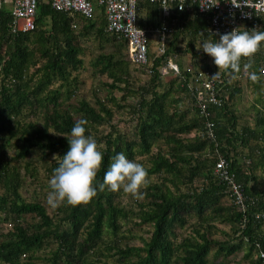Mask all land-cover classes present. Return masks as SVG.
I'll return each instance as SVG.
<instances>
[{"label":"trees","instance_id":"obj_1","mask_svg":"<svg viewBox=\"0 0 264 264\" xmlns=\"http://www.w3.org/2000/svg\"><path fill=\"white\" fill-rule=\"evenodd\" d=\"M93 7V19L84 20L54 11L49 1H42L34 29L13 32L11 2L1 5L0 264H228L239 254L250 264H264L258 258L264 252V190L256 175L264 167V110L255 109L251 126L232 103L241 90L240 78L247 81L256 71L259 78L254 81L261 83L263 48L251 56V68H245L250 57H244L238 71L219 72L212 57L211 65L200 59L203 49L196 46L197 41L202 45L204 39L219 37L208 33L207 15L189 6L180 13L165 54L156 56L148 49L150 64L136 66L127 57L126 43L105 32L104 9L95 0ZM137 8L138 26L150 36L161 25L160 9L148 0H138ZM244 27L264 28V15ZM82 36L96 37L100 46L111 44L109 51L98 54L96 65L111 80L105 87L121 93L133 118L132 132L115 131L102 142L99 129L113 121L112 108L119 100L112 93L98 98L96 91L90 100L75 97L83 70ZM183 40L185 45L178 47ZM187 53L191 61L184 68L178 59ZM169 61L177 65L178 74H161ZM130 66L144 71L148 80L136 85ZM187 69L212 70L225 78L223 104L210 110L214 140L206 137L205 120L189 91L194 74ZM82 117L104 153L97 181H103L118 152L147 169L141 201L134 200L136 210L119 203L122 189L100 190L98 185L95 197L76 205L60 202L52 207L37 191L29 199L22 194L38 172L30 163L12 165L7 149L13 148L19 161L39 152L40 165L51 177L67 151L65 135ZM217 154L228 159L230 171L253 200L244 215L213 173ZM129 222L151 228L141 249L122 245V224Z\"/></svg>","mask_w":264,"mask_h":264},{"label":"built area","instance_id":"obj_2","mask_svg":"<svg viewBox=\"0 0 264 264\" xmlns=\"http://www.w3.org/2000/svg\"><path fill=\"white\" fill-rule=\"evenodd\" d=\"M42 1H49L54 11L71 16L80 15L84 20L94 17L93 0H10L13 32H28L34 29L37 6ZM104 9L105 32L116 35L127 45V57L136 66H148L150 31L138 26V0H95ZM158 5L161 13V25L153 31L156 36V56L164 55L171 41L173 27L180 18V13L189 6H196L200 14L209 20L208 33L219 37L236 27H244L259 16L264 15V0H148ZM4 0H0V9ZM75 27V26H73ZM264 58V46H262ZM168 70L178 74V67L169 61L160 69L162 75ZM192 73L190 69H187ZM218 73V74H217ZM193 83L189 91L195 98L196 107L205 120V134L208 139H215V123L211 119V107H221L223 93L226 91L225 78L212 70L198 69L192 73ZM217 74V75H216ZM213 173L225 186L232 203L244 215L253 200L247 195L235 174L230 171L229 161L222 154H217ZM264 216V213H263ZM264 263V252L258 254Z\"/></svg>","mask_w":264,"mask_h":264},{"label":"clouds","instance_id":"obj_3","mask_svg":"<svg viewBox=\"0 0 264 264\" xmlns=\"http://www.w3.org/2000/svg\"><path fill=\"white\" fill-rule=\"evenodd\" d=\"M262 46L264 28L236 27L219 34L218 39L207 38L202 41L203 51L213 58L219 69L235 71L240 69L242 58L251 57ZM245 67L252 66L248 64ZM249 75L252 80L259 78L256 71H251ZM87 125L88 120L82 117L74 123L70 133L65 135L68 140L67 151L61 156L49 179L47 202L52 207L60 202L72 205L87 202L97 195V185L100 190L108 187L142 195L139 189L147 176V169L135 159H129L124 152H118L111 158L103 181H97L104 153L99 149L97 140L88 133Z\"/></svg>","mask_w":264,"mask_h":264},{"label":"rangeland","instance_id":"obj_4","mask_svg":"<svg viewBox=\"0 0 264 264\" xmlns=\"http://www.w3.org/2000/svg\"><path fill=\"white\" fill-rule=\"evenodd\" d=\"M155 34H151V41L149 43V49L151 53L156 54V44H155V38L153 37ZM81 45L83 46V70L78 75V94H76L75 97L77 98H85L86 100L92 99V93L96 91L98 98L106 99L108 98L109 93H112L111 95L117 98L119 100L117 102V105H115L113 109V121L109 123L108 125H105L99 129V132L97 134V137L102 139L101 141H104V138L112 133V136L116 135L115 131H118L117 133H122L123 130L126 133L132 132V125L130 126V121L133 119L129 115V110L125 109L123 102L121 101V93L115 89L110 91L105 87V85L111 84V80L108 78L106 74H102L99 70L98 65H96V60L98 54L102 51H109L112 47L111 44H102L103 46H100V42L97 40L94 36L89 37H81L80 38ZM112 44L115 45V43L112 41ZM104 47V49H103ZM106 49V50H105ZM202 49V48H201ZM122 51V50H121ZM203 56H205L203 59L204 63L211 65L212 59L211 56L205 53L203 50ZM253 58V57H252ZM187 56L182 55V67L186 68L189 64V60L186 61ZM250 64L251 57L249 60H247ZM247 65V64H246ZM246 68V67H245ZM223 68H220L218 71L220 72ZM130 74L132 75V81L138 85L140 83H144L148 80V76L144 73V71L138 70L137 68L130 66L129 68ZM239 76V75H237ZM167 80H164L165 82L169 81L170 78H166ZM241 81V90L240 93L237 94L236 97L232 98L233 107L235 108L236 112L238 113V116H241L240 119H245L248 121L251 126L254 125V116L255 109H259L260 111L264 110V77H260V82L254 81L248 79L245 81V79L242 77L239 79ZM70 81V80H69ZM135 85V86H136ZM264 112V111H263ZM242 154L246 156V151H243ZM16 155V152L13 148L7 149V158L10 161L12 165H15L16 167H23L26 163H30L31 166H34L35 171L37 173L36 181L34 184L29 185L26 184L22 190V194L24 197L29 199L32 197L37 191L38 197H41L44 201V203L47 202V187L49 186V179L50 177L47 174V169L44 165H40V153L37 151H34L30 154V156L24 160H14V157ZM242 157V156H241ZM243 158V157H242ZM241 158V159H242ZM22 174H24V171H22ZM256 175L259 177L260 181V189L264 190V167L262 169H258L256 171ZM147 178H145L142 186L139 189V192L141 189H143L145 182H147ZM155 178H150V181H154ZM123 191V189H122ZM142 195H134L131 193H127L123 191L121 196H119V203H121L122 207L127 209L128 211L132 209H137L136 203L134 202L135 199H138V202L141 201ZM51 212V210H49ZM151 230L150 227L146 226H136L132 223H123L122 224V230H121V237L122 239V245H127L131 248L135 249H141L143 247L144 242L147 240L148 232ZM228 264H250L249 260L246 258H243L242 254L236 255L228 261Z\"/></svg>","mask_w":264,"mask_h":264},{"label":"crops","instance_id":"obj_5","mask_svg":"<svg viewBox=\"0 0 264 264\" xmlns=\"http://www.w3.org/2000/svg\"><path fill=\"white\" fill-rule=\"evenodd\" d=\"M77 21L79 22L78 26H80L81 19H80L79 17L77 18ZM78 22H77V23H78ZM151 33H152V35L154 34L153 32H151ZM153 37L155 38V44H156V36L154 35ZM149 41H151V37H150V36H149ZM185 41H186V40L181 41V42L178 44V47H183V46L185 45ZM196 44H197V45H196ZM196 44H195V45L197 46V48L202 46V45H200V42H198V41H197ZM184 55L187 56L186 61L189 60V62H190V61H191V54L187 53V54H184ZM201 57H202V58H200V59H205L204 56H201ZM178 60H179V63L182 62V61H181V60H182V55L179 56V59H178Z\"/></svg>","mask_w":264,"mask_h":264}]
</instances>
